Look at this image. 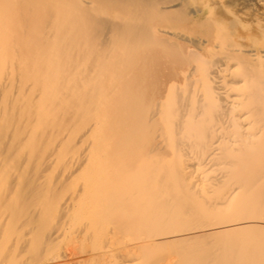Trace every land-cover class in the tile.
I'll return each instance as SVG.
<instances>
[{
	"label": "bare ground",
	"instance_id": "obj_1",
	"mask_svg": "<svg viewBox=\"0 0 264 264\" xmlns=\"http://www.w3.org/2000/svg\"><path fill=\"white\" fill-rule=\"evenodd\" d=\"M189 1L0 0V264H264V0ZM78 143L106 193L53 220Z\"/></svg>",
	"mask_w": 264,
	"mask_h": 264
},
{
	"label": "rangeland",
	"instance_id": "obj_2",
	"mask_svg": "<svg viewBox=\"0 0 264 264\" xmlns=\"http://www.w3.org/2000/svg\"><path fill=\"white\" fill-rule=\"evenodd\" d=\"M199 3H201V0L189 1L190 5H195ZM107 16L110 17L113 15H107ZM134 55L136 56V54ZM140 65H142L141 62H133L132 64H130V66L133 68H137L136 66H140ZM104 127L105 126L103 125L102 127H99V129L97 128V130H95L94 135L92 137L93 141L97 137L96 136L97 132L99 130H102ZM112 150L113 147L105 143H101V144L92 143V145L78 143L71 147L64 145L59 149V152L62 153L61 154L62 156L60 155L59 160L55 161L52 165L53 166L52 169L54 170H57L58 167L62 168L61 170L62 176L59 179V182L55 178L56 176H53L54 178L53 177L51 178V176L48 173H47V179H44V177L42 176V179H44V182H46L47 185L43 187V190L41 192L42 194L39 199L42 202H49V203H51V201L53 202L51 203L52 206L49 209L50 211L48 210V212H50L49 213L50 216L46 215L48 216V218L52 217V219L55 220L58 217V211L61 210L62 203H65L72 198H74L75 200L76 208L78 207L93 208L100 205L101 203L100 197H102L103 194L106 193L107 177L110 171L109 167L111 161V160L109 161V157H110V151ZM138 154H139V150H134L131 153L125 154L124 157L128 158L130 161H134L137 159L136 156ZM69 159L70 160L72 159L73 162L77 160L78 166L76 167V170L73 173V175L67 177L66 173L68 172V169L71 167L70 163L67 164ZM146 162H147L146 159H142L143 164ZM21 175L22 174H20L18 178L19 177L21 178ZM65 176L67 178H65ZM24 181L25 180H23V182H20L21 184L20 187L17 189V192L15 191L13 194H15L16 196L17 194H19L20 188H22L23 187L22 185H24L26 182ZM53 182L54 185L57 186L56 189H50V183ZM54 191H56L57 194ZM45 217L41 219L45 220ZM40 222L43 223L45 221H37L36 224Z\"/></svg>",
	"mask_w": 264,
	"mask_h": 264
}]
</instances>
